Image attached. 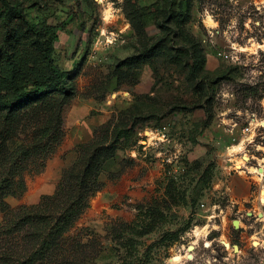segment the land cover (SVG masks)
Masks as SVG:
<instances>
[{
    "label": "rangeland",
    "instance_id": "obj_1",
    "mask_svg": "<svg viewBox=\"0 0 264 264\" xmlns=\"http://www.w3.org/2000/svg\"><path fill=\"white\" fill-rule=\"evenodd\" d=\"M30 24L53 26L73 95L44 166L0 196V264L38 244L36 224L19 220L65 170L98 181L35 264H264V0H0V49ZM151 127L171 140L141 157ZM118 132V154L157 162L152 193H111L135 164L101 154Z\"/></svg>",
    "mask_w": 264,
    "mask_h": 264
},
{
    "label": "trees",
    "instance_id": "obj_2",
    "mask_svg": "<svg viewBox=\"0 0 264 264\" xmlns=\"http://www.w3.org/2000/svg\"><path fill=\"white\" fill-rule=\"evenodd\" d=\"M13 13L19 14V11L13 10ZM3 20L7 22L6 15ZM29 26L31 33L23 42L9 38L0 49V196L29 165L34 164V170L44 166V159L61 139L63 107L73 95L74 75L54 61L53 26ZM197 46V43L191 44L190 51L198 59L200 48ZM121 136L120 132L116 133L110 145L103 147L101 154L110 155L106 160L115 157V146ZM99 152L93 156L94 160H99ZM77 176L65 170L54 193L43 195L25 211L19 222L31 227L35 223L33 229L39 240L22 260L15 259L19 255L15 256L17 252L12 255V250L5 254L14 257L12 264H35L57 248L56 238L87 206L99 177L96 181V176L87 179L83 174Z\"/></svg>",
    "mask_w": 264,
    "mask_h": 264
},
{
    "label": "crops",
    "instance_id": "obj_3",
    "mask_svg": "<svg viewBox=\"0 0 264 264\" xmlns=\"http://www.w3.org/2000/svg\"><path fill=\"white\" fill-rule=\"evenodd\" d=\"M151 133H153L155 135L154 138L152 139H156L153 142L152 141H147L144 144L146 146H142V156L141 157H145L146 156V151L147 150H151L152 149V145L160 143L162 146L165 145V143L169 142L171 139L168 136L163 135V132L161 131V129H158L156 127H151L150 128ZM167 137V138H166ZM166 138V139H165ZM169 138V139H168ZM151 139V140H152ZM118 149L116 151V155L115 158L116 160H129L128 163L129 165L134 164V168L132 170V173H130L128 175V177H126L125 175H122L119 180H114V184L112 185V189H111V193L113 195H120L123 192L127 191L129 195H133L135 198L139 197V192L141 191L142 188H144L147 192H151L153 186H154V181L157 178V162H155L154 160H144L141 161L140 158H137L136 155H130L131 152H135V151H131V149L129 151H123L125 152V155L122 154H118ZM118 154V156H117ZM140 156V154H139ZM128 157V158H127ZM136 160V162H135ZM140 160V164L137 165V162ZM127 163V164H128ZM141 170V169H145L146 173L139 179H136L138 177L137 175V170ZM134 175V178H133Z\"/></svg>",
    "mask_w": 264,
    "mask_h": 264
},
{
    "label": "bare ground",
    "instance_id": "obj_4",
    "mask_svg": "<svg viewBox=\"0 0 264 264\" xmlns=\"http://www.w3.org/2000/svg\"><path fill=\"white\" fill-rule=\"evenodd\" d=\"M107 14H108V12H107ZM256 47H260V48L264 49V41L262 43H257V46ZM237 167H240V166H237ZM258 171L260 173H263V169L262 168H258ZM263 195H264V191H261V200H262V202H264ZM225 244L228 245V243H226V242H225ZM257 244L258 243H256L255 245H257ZM192 247L193 246L191 245V248L190 249H192ZM182 257L183 256L181 254H176L170 260L173 263H177V262H180L182 260Z\"/></svg>",
    "mask_w": 264,
    "mask_h": 264
},
{
    "label": "built area",
    "instance_id": "obj_5",
    "mask_svg": "<svg viewBox=\"0 0 264 264\" xmlns=\"http://www.w3.org/2000/svg\"><path fill=\"white\" fill-rule=\"evenodd\" d=\"M223 55V57L225 58V59H229V58H232L233 56L231 55V54H229V53H224V54H222ZM250 129V127L249 126H247L246 128H244L243 129V131H248ZM178 170V169H177ZM129 202H131V199L129 200Z\"/></svg>",
    "mask_w": 264,
    "mask_h": 264
},
{
    "label": "water",
    "instance_id": "obj_6",
    "mask_svg": "<svg viewBox=\"0 0 264 264\" xmlns=\"http://www.w3.org/2000/svg\"><path fill=\"white\" fill-rule=\"evenodd\" d=\"M224 245H225V246H228L229 244H228V245H226V244L224 243ZM190 248H191V246H190ZM234 248H236V246H234Z\"/></svg>",
    "mask_w": 264,
    "mask_h": 264
}]
</instances>
